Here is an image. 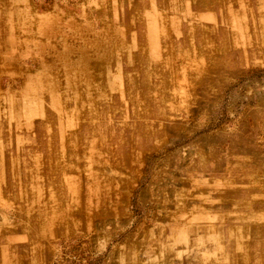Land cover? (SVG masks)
I'll list each match as a JSON object with an SVG mask.
<instances>
[{"label":"rangeland","instance_id":"rangeland-1","mask_svg":"<svg viewBox=\"0 0 264 264\" xmlns=\"http://www.w3.org/2000/svg\"><path fill=\"white\" fill-rule=\"evenodd\" d=\"M0 264H264V0H0Z\"/></svg>","mask_w":264,"mask_h":264}]
</instances>
